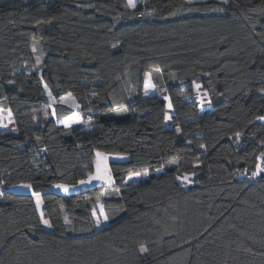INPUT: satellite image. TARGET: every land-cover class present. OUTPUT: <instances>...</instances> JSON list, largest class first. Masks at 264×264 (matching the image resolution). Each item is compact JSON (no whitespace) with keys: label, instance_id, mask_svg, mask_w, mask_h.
Returning a JSON list of instances; mask_svg holds the SVG:
<instances>
[{"label":"trees","instance_id":"16d2710c","mask_svg":"<svg viewBox=\"0 0 264 264\" xmlns=\"http://www.w3.org/2000/svg\"><path fill=\"white\" fill-rule=\"evenodd\" d=\"M127 5L0 0L13 122L0 129V264H264V176L239 177L264 152V0ZM148 70L161 94L143 93ZM45 88L79 109L49 110ZM95 150L123 157L108 159L111 187L49 189L85 178ZM23 183L48 228L31 193L11 189Z\"/></svg>","mask_w":264,"mask_h":264},{"label":"rangeland","instance_id":"374dc122","mask_svg":"<svg viewBox=\"0 0 264 264\" xmlns=\"http://www.w3.org/2000/svg\"><path fill=\"white\" fill-rule=\"evenodd\" d=\"M127 4H128V0ZM134 2H136V0H134ZM38 62V61H37ZM146 82L150 83L152 85V87H146ZM197 85L199 87H197ZM193 90H194V94L195 97L198 101V103L200 104L201 108H205L206 106H208L209 104V96L208 93L206 91V89L198 82H195L192 84ZM164 89H157L156 86L153 84L152 80H151V73L150 70H148L145 74H144V82H143V93L145 95H153L156 93H160L161 91H163ZM45 93L47 94L48 97V103H47V108L49 110L52 111L54 102L58 101L61 102L65 105H68L70 108L74 109V110H78L79 109V104L75 98V96L71 93H66L64 95L61 96L60 99H54L48 92L47 88L44 89ZM168 116V115H167ZM72 116L69 117V124H74L75 122H79L81 121V115L79 113H77V116L74 117V119ZM12 116L11 113L9 111L8 108L4 107L3 105L0 104V129L1 130H5V131H10L13 130V124H12ZM65 124V123H64ZM99 153V155H97ZM121 159L123 158L121 155H116V154H110L108 156V154L100 151V150H95L94 151V155H93V170L87 174V176L83 179H81L77 184H61V183H55L52 184L49 189L57 191V192H61L64 194H69L70 192L76 191V190H80V189H84L87 187H91L94 185H99L103 188L106 187H111L113 184V179H112V175L110 173V169H109V165H108V159ZM101 176L104 178H100V179H96L94 177L96 176ZM144 177H146V174L143 175ZM90 177H93L92 179H90ZM107 177H111V180L107 179ZM187 177V178H185ZM190 175L189 174H184L178 177V180L183 184V186H187L190 184L189 181ZM83 181V183H82ZM13 191H18V192H29L31 193L37 208H38V213L40 215L41 221H42V225L45 228H48V224H45L44 221L46 220V218L43 217V213H42V202H41V198H40V194L38 191H35L32 189V187L27 183H23V184H18L15 185L11 188ZM66 189V190H65ZM38 202H39V206H38ZM102 203L100 201L96 202L95 207L92 209L91 214H92V220L95 224V226L97 228L103 227L105 225L108 224V219L104 220L103 215L100 214V208H101ZM95 211L96 215H93V212ZM103 211H104V215H106L104 207H103ZM97 218H99V220L101 221V223L99 224V226H97L96 224V220ZM47 221V220H46Z\"/></svg>","mask_w":264,"mask_h":264},{"label":"built area","instance_id":"2783aa9c","mask_svg":"<svg viewBox=\"0 0 264 264\" xmlns=\"http://www.w3.org/2000/svg\"><path fill=\"white\" fill-rule=\"evenodd\" d=\"M261 176H264V152L257 157L254 168L250 171L241 172L239 177L242 180L253 182L259 179Z\"/></svg>","mask_w":264,"mask_h":264},{"label":"snow or ice","instance_id":"6c2138e0","mask_svg":"<svg viewBox=\"0 0 264 264\" xmlns=\"http://www.w3.org/2000/svg\"><path fill=\"white\" fill-rule=\"evenodd\" d=\"M127 6H129V7H135V2H134V0H128V5ZM146 87H152V85L150 84V83H147L146 82ZM197 87H199L198 85H197ZM169 106V108H171V104H169L168 105ZM166 118H168V117H166ZM71 119H74V117L73 118H70V120ZM259 119H262V120H264V117H259ZM237 135H239V133H237ZM97 155H99V153L97 154ZM254 175H255V173H254ZM93 177H90V179H92ZM94 178H96V179H100V178H104V177H101V176H96V177H94ZM185 178H187V177H185ZM107 179H109V180H111V177H107ZM82 183H83V181H82ZM66 190V189H65ZM38 206H39V202H38ZM100 214L101 215H103V217H104V220H107L108 219V217H107V215H104V211H103V206H101V208H100ZM93 215L95 216L96 215V213H95V211L93 212ZM44 223L45 224H48V221H44ZM101 223V221L99 220V218H97V220H96V224H97V226H99V224ZM49 226H51V225H49ZM145 249H142V251H144Z\"/></svg>","mask_w":264,"mask_h":264},{"label":"crops","instance_id":"0c3cea01","mask_svg":"<svg viewBox=\"0 0 264 264\" xmlns=\"http://www.w3.org/2000/svg\"><path fill=\"white\" fill-rule=\"evenodd\" d=\"M61 97H59L58 99H60ZM264 121V120H263ZM110 154H108V156H109Z\"/></svg>","mask_w":264,"mask_h":264}]
</instances>
